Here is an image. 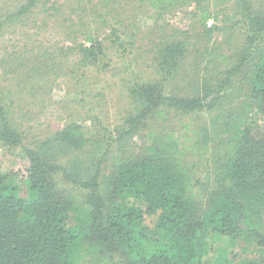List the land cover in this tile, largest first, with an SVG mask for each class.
I'll use <instances>...</instances> for the list:
<instances>
[{"label": "trees", "instance_id": "obj_1", "mask_svg": "<svg viewBox=\"0 0 264 264\" xmlns=\"http://www.w3.org/2000/svg\"><path fill=\"white\" fill-rule=\"evenodd\" d=\"M144 1L155 11L195 4L209 40L221 34L229 45L237 30L241 42L225 51L213 41L193 73L184 68L187 44L164 42L163 76L133 83L134 109L123 123L70 122L24 148L27 163L0 172V264H204L214 235L225 242L221 264H264V126L240 125L264 116V0ZM37 2L26 0L15 15ZM113 40L124 49L115 33ZM86 41L80 64L104 63L90 31ZM5 114L0 98V120ZM9 131L5 122L0 145L15 141ZM87 144L86 158L57 161ZM57 171L68 189L57 187Z\"/></svg>", "mask_w": 264, "mask_h": 264}, {"label": "rangeland", "instance_id": "obj_2", "mask_svg": "<svg viewBox=\"0 0 264 264\" xmlns=\"http://www.w3.org/2000/svg\"><path fill=\"white\" fill-rule=\"evenodd\" d=\"M25 2L0 0V98L6 110V121L0 120V135L5 131V122L15 135V141L2 137V173L24 166V148L34 147L70 122L89 127L96 116L107 129L123 123L133 113V83L151 82L163 76L157 58L164 42L183 40L187 44V73L194 72L199 54L205 47H214L213 41L225 51L241 42L237 30L231 31L229 45H224L221 34H214L209 40L200 30L195 4L155 11L144 0H38L28 13L15 15ZM87 31L103 52L104 63L90 60L93 65L80 64L82 46L90 45ZM113 33L125 43L124 49L113 40ZM52 108L61 112L62 121L55 117ZM43 112H47L45 116ZM194 117L197 123L206 120L204 114ZM178 118L173 115L171 119ZM168 122L150 124L159 127ZM240 122L241 128L261 127L264 116ZM141 140L136 136L130 143L135 148ZM90 152L91 145L87 144L81 151L58 153L57 161L64 164L74 157L84 159ZM206 169L205 165L200 166L197 176L205 180ZM54 179L57 187L69 188L60 171ZM144 224L153 227L154 220L147 217ZM222 248L225 242L220 236L210 238L204 264H221Z\"/></svg>", "mask_w": 264, "mask_h": 264}]
</instances>
